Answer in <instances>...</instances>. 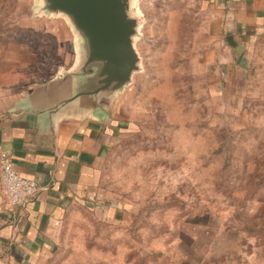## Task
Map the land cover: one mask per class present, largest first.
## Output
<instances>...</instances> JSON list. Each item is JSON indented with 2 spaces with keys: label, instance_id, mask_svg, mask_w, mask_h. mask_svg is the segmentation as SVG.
<instances>
[{
  "label": "rangeland",
  "instance_id": "374dc122",
  "mask_svg": "<svg viewBox=\"0 0 264 264\" xmlns=\"http://www.w3.org/2000/svg\"><path fill=\"white\" fill-rule=\"evenodd\" d=\"M134 12L141 69L118 103L125 132L95 196L28 264H264V32L245 47L213 39L194 0ZM77 59L65 17L0 0V104Z\"/></svg>",
  "mask_w": 264,
  "mask_h": 264
},
{
  "label": "crops",
  "instance_id": "0c3cea01",
  "mask_svg": "<svg viewBox=\"0 0 264 264\" xmlns=\"http://www.w3.org/2000/svg\"><path fill=\"white\" fill-rule=\"evenodd\" d=\"M194 3L213 39L231 34L238 39L235 46L245 47L264 32V0ZM51 82L0 104V160L8 158L41 187L21 207L9 206L0 193V264H28L49 246L51 233L67 214L95 196L99 164L119 143L122 121L129 118L117 108L127 88L104 112L51 113Z\"/></svg>",
  "mask_w": 264,
  "mask_h": 264
},
{
  "label": "water",
  "instance_id": "95a60500",
  "mask_svg": "<svg viewBox=\"0 0 264 264\" xmlns=\"http://www.w3.org/2000/svg\"><path fill=\"white\" fill-rule=\"evenodd\" d=\"M139 0H41L42 11L65 17L76 36V66L50 85L51 113L104 112L141 69L135 48Z\"/></svg>",
  "mask_w": 264,
  "mask_h": 264
},
{
  "label": "built area",
  "instance_id": "2783aa9c",
  "mask_svg": "<svg viewBox=\"0 0 264 264\" xmlns=\"http://www.w3.org/2000/svg\"><path fill=\"white\" fill-rule=\"evenodd\" d=\"M0 170L2 193L9 206H25L41 189L36 181L21 175L8 158H1Z\"/></svg>",
  "mask_w": 264,
  "mask_h": 264
}]
</instances>
